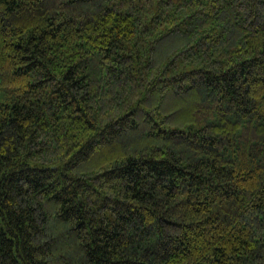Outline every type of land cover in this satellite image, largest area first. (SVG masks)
I'll list each match as a JSON object with an SVG mask.
<instances>
[{"label": "trees", "instance_id": "16d2710c", "mask_svg": "<svg viewBox=\"0 0 264 264\" xmlns=\"http://www.w3.org/2000/svg\"><path fill=\"white\" fill-rule=\"evenodd\" d=\"M0 264H264V0H0Z\"/></svg>", "mask_w": 264, "mask_h": 264}]
</instances>
